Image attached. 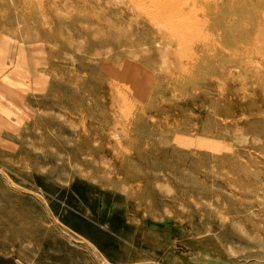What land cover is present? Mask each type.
Here are the masks:
<instances>
[{
    "label": "rangeland",
    "instance_id": "obj_1",
    "mask_svg": "<svg viewBox=\"0 0 264 264\" xmlns=\"http://www.w3.org/2000/svg\"><path fill=\"white\" fill-rule=\"evenodd\" d=\"M212 1L0 0L15 264H264V12Z\"/></svg>",
    "mask_w": 264,
    "mask_h": 264
},
{
    "label": "bare ground",
    "instance_id": "obj_2",
    "mask_svg": "<svg viewBox=\"0 0 264 264\" xmlns=\"http://www.w3.org/2000/svg\"><path fill=\"white\" fill-rule=\"evenodd\" d=\"M199 0H133V2L134 3H136V4H134V5H138V6H135V8H140V9H143L144 11H149L150 13L151 12H156V14H160V15H158V16H161V14L162 15H166V18H167V15H169V18H170V14H173L172 16L174 17V14H179L178 15V17H181L180 15H181V13L182 12H199V11H201L202 12V10H197L195 7L197 6V2H198ZM201 1V0H200ZM212 1V0H211ZM227 1L229 2V0H221V1H218V0H213L212 2H210V4H209V6L210 5H212V7H213V9L214 10H216V8L218 9V7L219 6H221V8H224V5H226V3H227ZM231 1V3H232V5H234V7L233 8H236L237 10H234V12H247L248 14H249V12H256V15H257V13L258 12H264V0H230ZM233 1V2H232ZM131 3H132V1H131ZM141 3H143V4H141ZM235 3V4H234ZM133 4V3H132ZM227 4H229V3H227ZM204 5V4H203ZM229 5H231V4H229ZM206 7V6H205ZM220 8V7H219ZM226 8V7H225ZM232 8V7H231ZM39 9V8H38ZM229 9H230V7H229ZM135 10V9H134ZM222 10V9H221ZM223 10H226V9H223ZM222 10V11H223ZM41 11V10H40ZM205 11H206V8H205ZM218 10H216V12H217ZM229 11V10H228ZM141 12V11H140ZM204 12V11H203ZM210 12H212V11H210ZM224 12V11H223ZM231 12V11H230ZM194 13H192V18L194 17L193 15H194ZM145 15H146V13H144ZM147 15H149V14H147ZM154 17H153V19L155 18V15L154 14H152ZM151 15V16H152ZM184 15V13L182 14V16ZM245 15V14H244ZM259 15V14H258ZM150 16V15H149ZM148 16V17H149ZM150 16V17H151ZM171 16V18L172 19H170V20H174L173 19V17ZM185 16H187V15H185ZM189 16V15H188ZM196 16V15H195ZM197 16H200V15H197ZM252 16V15H251ZM162 17V16H161ZM161 17H160V19H158L159 21L161 20ZM175 17H177V16H175ZM174 17V18H175ZM177 17V18H178ZM246 15H245V19H246ZM250 17V16H249ZM249 17H247V18H249ZM253 17H254V15H253ZM262 18V24H264V14L261 16H259V17H257V19L256 20H258V18ZM156 18H158L157 17V15H156ZM155 18V19H156ZM168 18V19H169ZM176 18V19H177ZM184 18H186V17H184ZM191 18V17H190ZM197 18V19H196ZM195 19L197 20V22H198V17H196ZM151 19H152V17H151ZM152 19V20H153ZM167 19V21H166V19H165V21L168 23L167 25L169 26L170 25V21ZM180 19V18H179ZM203 19V18H202ZM183 20V19H182ZM187 20H188V18H187ZM190 20V19H189ZM192 20H194V19H192ZM227 20V19H226ZM232 20V19H231ZM255 20V19H254ZM154 21H157V20H154ZM162 21H164L163 19H162ZM164 21V23L166 24V22ZM175 22H176V20H174ZM173 21V22H174ZM214 21V20H213ZM228 21V20H227ZM259 21H260V19H259ZM258 21V22H259ZM180 22V21H179ZM183 22H185L186 23V21L184 20ZM183 22H181V23H183ZM190 22V21H189ZM194 22L196 23V21L194 20ZM193 22V23H194ZM200 22V21H199ZM224 22V21H223ZM156 23H158V22H156ZM163 23V22H162ZM162 24V25H164L163 27H165V24ZM180 23V24H181ZM226 23V22H225ZM255 23H257V22H255ZM255 23H252V24H255ZM261 23V22H260ZM172 24V23H171ZM176 24H178V23H176ZM184 24V23H183ZM183 24H182V26H183ZM188 24V23H187ZM187 24L186 25H184V26H186L187 27ZM198 24H200V23H198ZM206 24V23H205ZM251 24V23H250ZM262 24H261V26H262ZM156 25V24H155ZM158 25V24H157ZM161 25V24H160ZM213 25V24H212ZM226 25V24H225ZM258 25H260V24H258ZM159 26V25H158ZM174 26H175V24H174ZM178 26H180L181 27V25H178ZM178 26H176V27H178ZM188 26H190V28H191V26L192 25H189L188 24ZM230 26V25H229ZM245 26V25H244ZM162 27V26H161ZM170 27V26H169ZM175 27V28H176ZM246 27V26H245ZM179 28V27H178ZM174 29L173 28V30L175 31L176 30V33H177V30H179V29ZM193 28H194V26H193ZM204 28V27H203ZM165 29L167 30L168 28H166L165 27ZM184 29H186L185 27H184ZM189 29V28H188ZM235 29V28H234ZM172 30V31H173ZM194 30V29H193ZM202 30V29H201ZM215 30V29H214ZM236 30H237V28H236ZM170 31H171V29H170ZM171 31V32H172ZM174 31L172 32V33H174ZM179 31H181L182 32V30H179ZM179 31H178V33H179ZM191 32H193L192 30H190ZM231 31V30H230ZM246 31H248V30H246ZM168 32V31H167ZM190 32V33H191ZM234 32V31H233ZM232 32V33H233ZM244 31L242 30V34H244L243 33ZM183 33H185V32H183ZM230 33V32H229ZM262 33H264L263 31H262ZM168 34H169V32H168ZM171 34V33H170ZM191 34H193V33H191ZM248 34V33H247ZM176 35V34H175ZM178 35H180V37L179 38H181V34L179 33ZM195 35H197L196 33H195ZM195 35H193L194 37H195ZM199 35V37H200V34H198ZM203 35V34H202ZM262 34H260V36H261ZM173 36V35H172ZM192 36V35H191ZM203 36H205V35H203ZM207 36V35H206ZM264 36V35H263ZM262 36V37H263ZM177 37V36H176ZM193 37V38H194ZM247 37V36H246ZM174 38H175V36H174ZM186 38V37H185ZM189 38V37H188ZM187 38V39H188ZM192 38V37H191ZM196 38H197V36H196ZM206 38V37H205ZM205 38H204V40H205ZM219 38V37H218ZM178 40V39H177ZM198 39H196V41H197ZM209 40V39H208ZM199 42V41H198ZM264 42V40L262 41V43ZM180 45V44H179ZM178 45V46H179ZM181 46V45H180ZM184 46V45H183ZM257 46V45H256ZM217 47V46H216ZM203 48V47H202ZM259 48H261L260 46H259ZM256 49V48H255ZM204 50V49H203ZM257 50V49H256ZM260 51V50H259ZM181 54H183V53H181ZM193 54V53H192ZM255 54V53H254ZM181 56V55H180ZM261 55H259V57H260ZM179 57V56H178ZM182 57V56H181ZM184 57H185V55H184ZM189 57V56H188ZM191 57V56H190ZM193 57V56H192ZM262 57V56H261ZM264 58V57H263ZM181 59V58H180ZM186 59V58H185ZM232 59V58H231ZM182 60V59H181ZM190 60V59H189ZM238 60V59H237ZM180 61V60H179ZM263 63V62H262ZM181 66V65H180ZM240 66H241V63H240ZM185 69V68H184ZM242 69V68H241ZM251 70V69H250ZM243 73V72H242ZM242 78V77H241ZM243 80V79H242ZM256 80V79H255ZM258 80V79H257ZM249 81V80H248ZM252 82V81H251ZM249 83V82H248ZM258 83V82H257Z\"/></svg>",
    "mask_w": 264,
    "mask_h": 264
},
{
    "label": "crops",
    "instance_id": "obj_3",
    "mask_svg": "<svg viewBox=\"0 0 264 264\" xmlns=\"http://www.w3.org/2000/svg\"><path fill=\"white\" fill-rule=\"evenodd\" d=\"M22 249L19 246L18 250ZM17 250L11 249L8 243H0V257L5 258L4 264H15L17 259Z\"/></svg>",
    "mask_w": 264,
    "mask_h": 264
}]
</instances>
